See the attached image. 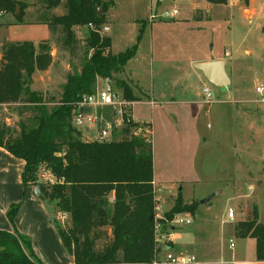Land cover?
<instances>
[{
    "label": "rangeland",
    "instance_id": "374dc122",
    "mask_svg": "<svg viewBox=\"0 0 264 264\" xmlns=\"http://www.w3.org/2000/svg\"><path fill=\"white\" fill-rule=\"evenodd\" d=\"M16 1L34 8L32 13L26 12L27 22L40 20L39 0ZM102 1L107 4L105 26L110 27L104 37L114 41L112 54L132 48L144 30L135 57L116 77L128 83L138 97L132 119L134 108L137 119L152 122L136 121L143 127L139 132L153 145L156 213L165 219L178 196L184 204H197L195 216L176 215L167 222V231H156L158 258L164 262L171 253L194 256L200 264H264L256 259L255 240L234 235L239 223L252 218L254 208L264 225V102L255 88L264 86V0H227V5L209 9L205 0ZM172 11L178 12L175 19L162 17ZM64 12L60 7L51 14ZM0 24V44L3 40L49 43L53 62L47 74L37 77L36 89L47 100L58 102L68 75L79 73L85 62L88 28H76L79 42L71 54L60 44V35L53 36L46 24H19L14 15L6 13ZM219 57L227 63L229 94L208 84L194 69L198 62ZM109 82L117 91L116 82ZM106 86L105 80H99L94 94ZM204 86L213 95L208 105ZM151 92L155 107L137 103L151 101ZM85 114L101 119L103 126L112 119L108 107H86ZM0 121L14 129L19 114L3 107ZM100 127L98 123L83 131V140L95 142ZM119 139L120 130L114 135V140ZM38 181L46 184L43 174H38ZM44 205L52 220L68 226V218H57L53 203ZM230 208L236 211L232 223L228 220ZM176 219L191 224L176 225ZM175 233L181 238L176 242L170 237ZM105 238L98 242V250L108 240Z\"/></svg>",
    "mask_w": 264,
    "mask_h": 264
},
{
    "label": "trees",
    "instance_id": "16d2710c",
    "mask_svg": "<svg viewBox=\"0 0 264 264\" xmlns=\"http://www.w3.org/2000/svg\"><path fill=\"white\" fill-rule=\"evenodd\" d=\"M62 1L39 0L41 18L35 22L48 25L53 36L59 34L60 44L71 54L79 42L76 28L87 27L85 62L79 73L68 75L60 100L50 101L31 88L34 74L52 65L49 43L2 41L0 110L15 109L20 121L14 129L0 121V148L25 162L23 185L39 187L45 201L55 205V213L67 216L68 226L55 220L53 224L73 264H150L158 255L157 225L167 231V222L176 215L195 216L197 204H184L178 196L165 219H156L153 145L138 134L143 128L138 123H126L120 130L121 139L103 143L83 141L82 130L73 124L77 106L94 94L101 79L116 82L125 100L138 101L130 85L116 76L135 57L144 30L132 48L112 54L111 38L89 28L105 25L107 4L102 0ZM206 1L227 5V0ZM60 7L64 14H51ZM27 8L16 0H0V13L14 15L19 24L27 22ZM25 112H29L26 117ZM42 170L57 182L39 183ZM19 209V205L12 206L7 213L13 232L0 231V264H44L32 241L15 228ZM105 237L108 240L98 250V242ZM235 237L255 240L256 259L264 262V225L259 223L256 208L251 219L238 224Z\"/></svg>",
    "mask_w": 264,
    "mask_h": 264
},
{
    "label": "crops",
    "instance_id": "0c3cea01",
    "mask_svg": "<svg viewBox=\"0 0 264 264\" xmlns=\"http://www.w3.org/2000/svg\"><path fill=\"white\" fill-rule=\"evenodd\" d=\"M156 3L154 8L157 11L158 6H156ZM206 4H207V9H209L211 7V4H209L207 1ZM154 8L151 7V10ZM33 11H34L33 7L28 6V8L26 9L27 13H32ZM26 16H29V14H26ZM25 23H37V22H25ZM111 40H112V47H111L112 50L114 41L113 39ZM223 59H224L223 57L212 58V60L210 61L198 62L197 64L213 62V61H222ZM140 60L142 59L140 58ZM226 70H227V63H226ZM196 72L203 77V75L200 72L198 71ZM41 73L47 74V72H36L33 76V85L31 87L33 91H37L36 80L39 74ZM117 91L120 92V90L118 89ZM150 96L151 98L149 96H147V98L149 97L151 101L155 102L157 105V102L155 101L154 98L155 96L154 93L151 92ZM151 101L146 103L144 102H137V103L149 104ZM133 119L134 121L137 122L138 121L148 122L146 120L137 119L135 116L134 108H133ZM148 123L152 124V122H148ZM90 130L91 129L89 128H85L82 130V132L90 131ZM82 138H84L83 134H82ZM24 168H25L24 161L13 157L6 150L0 148V231H5L8 233L13 232V228L7 218V213L12 206L19 205L20 209L15 218V228L18 233L28 237L32 241L33 249L37 257L44 264H73V258H71L66 253L61 243V240L57 234L55 226L53 224L55 218L53 220L50 218L49 211L44 205L46 201L42 202L39 199H37V197L34 194L33 187H25L23 185L22 175L24 172ZM58 216H60L59 214H57V218L61 219V217ZM170 237L171 239L174 237L175 239L174 242H176V240L178 239L179 240L181 239L178 233H175L174 236L172 235ZM173 247H174V243H173ZM166 251L170 252V249L167 248Z\"/></svg>",
    "mask_w": 264,
    "mask_h": 264
},
{
    "label": "built area",
    "instance_id": "2783aa9c",
    "mask_svg": "<svg viewBox=\"0 0 264 264\" xmlns=\"http://www.w3.org/2000/svg\"><path fill=\"white\" fill-rule=\"evenodd\" d=\"M4 15L3 12L0 13V17ZM178 15L177 11L172 12H165L162 16L163 18L166 17L168 19H175ZM89 28L100 34L101 36H104V34L109 33L110 29L109 27L103 25L100 28H97L93 25H90ZM107 83V86L104 90H99L95 94H92L88 97H85L84 100L77 106V110L73 117V124L77 128L83 130L85 128H91L96 127L98 123H100L101 127L98 130V138L95 142L103 143L106 141H109L107 137H112L114 140V135L117 131L121 130L122 127L131 121L132 119V107L134 105L133 102H129L123 98V95L120 94L118 91H115L113 87H111L109 80H105ZM256 93L259 95L262 102H264V86L263 85H256ZM203 95H204V103L205 104H211L212 103V91L209 86L203 87ZM149 105L151 107H154L156 105L155 102H150ZM86 107H99L104 108L108 107L111 109L112 113V119L110 122L104 123V126L102 124L101 119H97L96 117H92L90 115L85 114ZM136 123V121H133ZM141 131V129L139 130ZM138 131V134H142ZM143 135V134H142ZM40 174H43L44 180L46 184L54 185L57 180L51 176L48 172L45 170H42ZM159 210V207L155 208V211L157 212ZM61 219H67L66 215L59 214ZM156 219H161L158 214L156 213ZM236 219V211L233 209L228 210V220L229 222H234ZM176 225L181 224H191V221L184 222L183 219H176L174 222ZM160 226L157 225L156 231L159 230ZM230 248H234V243L231 241ZM150 264H200L197 259L193 257H188L185 255H174L171 253L166 254V258L163 261H161L158 258V255L154 258V260Z\"/></svg>",
    "mask_w": 264,
    "mask_h": 264
},
{
    "label": "water",
    "instance_id": "95a60500",
    "mask_svg": "<svg viewBox=\"0 0 264 264\" xmlns=\"http://www.w3.org/2000/svg\"><path fill=\"white\" fill-rule=\"evenodd\" d=\"M65 0L62 1L64 4ZM19 13V11H17ZM102 12L99 10V14ZM195 70L203 75V78L216 89L222 93L229 94L231 87V79L226 70L225 61H213L207 63H200L195 65ZM34 194L42 202H45L39 187L34 188Z\"/></svg>",
    "mask_w": 264,
    "mask_h": 264
}]
</instances>
